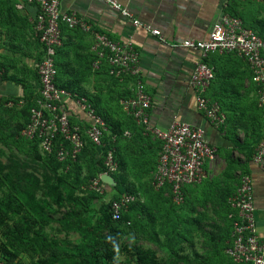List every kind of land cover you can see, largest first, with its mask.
<instances>
[{
    "label": "crops",
    "instance_id": "0c3cea01",
    "mask_svg": "<svg viewBox=\"0 0 264 264\" xmlns=\"http://www.w3.org/2000/svg\"><path fill=\"white\" fill-rule=\"evenodd\" d=\"M120 1L128 5L136 17L159 28L165 41L146 28L135 26L130 18L103 0H61V9L75 12L88 20L92 31L70 28L66 24L62 26L63 42L56 54L58 83L87 93L99 111L116 125L120 132V154L127 168L133 166L139 170H151L156 166L159 143L154 137L144 135L137 123L121 108V99L133 93L134 77L110 74L109 65L105 61L98 69L93 67V31L104 32L117 41H132L140 53L144 80L153 98L150 111L152 122L166 128L174 119H178L205 130L208 140L217 147L216 159L205 165L207 178L217 176L223 169H229L231 174L251 173L257 229L264 235V170L251 161V154L264 135V119L258 105V87L252 80L251 68L247 61L234 52H214L208 56L207 61L213 67L215 77L206 96L210 101L219 103L225 115L224 123L214 125L198 109L195 91L189 83L195 63L200 57L199 52L180 45L186 37L206 38L222 12L239 16L245 26L264 37V2ZM38 12V5L26 0H0V91L5 98L23 96L33 100L39 96L37 63L42 49L35 34ZM31 69L34 70L32 73ZM247 91L257 98V109L261 116L262 129L256 130L255 134H251V128L246 132L237 116L238 107L246 99ZM21 114L22 120H26V113ZM86 152L87 162L97 160L92 158L91 148ZM245 152L249 153L248 158ZM98 155L96 152L95 156ZM229 155H232L235 160L232 164L235 165L230 164ZM240 178L241 175L232 193Z\"/></svg>",
    "mask_w": 264,
    "mask_h": 264
},
{
    "label": "rangeland",
    "instance_id": "374dc122",
    "mask_svg": "<svg viewBox=\"0 0 264 264\" xmlns=\"http://www.w3.org/2000/svg\"><path fill=\"white\" fill-rule=\"evenodd\" d=\"M19 108L0 106V242L16 253L13 264H236L225 251L231 228L227 198L241 174L223 169L191 185L176 202L169 189L153 184L155 165L125 167L121 184L136 193L143 214L123 228L105 215L114 191L97 199L89 187L98 164L90 161L78 173L49 162L21 136L26 120ZM238 108L246 132L262 129L257 98L249 91ZM229 159L235 165L232 155ZM81 195L89 206L74 200ZM31 202L42 207L45 219L36 209L27 213Z\"/></svg>",
    "mask_w": 264,
    "mask_h": 264
},
{
    "label": "built area",
    "instance_id": "2783aa9c",
    "mask_svg": "<svg viewBox=\"0 0 264 264\" xmlns=\"http://www.w3.org/2000/svg\"><path fill=\"white\" fill-rule=\"evenodd\" d=\"M26 1L39 7L35 34L42 49L37 63L41 98L36 106L31 107L29 120L21 134L28 139H37L43 154H50L55 149L57 160L65 164L70 159H76L88 142L96 145L100 150L102 168L90 180L89 187L103 193L108 183L102 180L101 175H113L119 168L115 147L109 146L105 141L106 132L110 131L108 122L90 97L57 83L56 54L63 42L62 26L66 24L70 28L92 31V25L75 12L63 11L61 0ZM103 1L130 18L135 26H142L165 41L159 28L136 17L128 5L120 0ZM93 34V67L98 69L105 61L109 65L110 74L134 77L133 93L121 99V107L143 128L145 134L160 141L153 184L157 187L169 185L174 201H183L188 186L202 183L207 178L205 165L216 159V145L208 140L205 130L196 124L178 119H174L166 128L154 124L150 113L153 98L147 89L140 53L134 43L130 40L117 41L101 31H93ZM180 45L199 52L200 57L195 63L189 83L195 91L198 109L212 124L221 125L225 121L219 103L210 101L206 96L215 77L207 58L214 52H234L247 61L252 71V80L258 87V105L264 119L263 36L245 26L239 16L222 12L206 38L186 37ZM24 104L23 97L8 99L0 91V106ZM58 135H61L62 140L56 145ZM251 161L264 170V135L257 143ZM136 199L137 195L130 192L113 198L110 205L112 217L120 219L129 204ZM228 201L232 209L229 212L232 220V245L226 248V253L236 263L264 264V235L257 229L251 173L241 174L238 186Z\"/></svg>",
    "mask_w": 264,
    "mask_h": 264
},
{
    "label": "trees",
    "instance_id": "16d2710c",
    "mask_svg": "<svg viewBox=\"0 0 264 264\" xmlns=\"http://www.w3.org/2000/svg\"><path fill=\"white\" fill-rule=\"evenodd\" d=\"M37 76H38V74H37ZM57 83H58V81H57ZM60 85L66 87L68 89H71V90H74V91H78V92H81L82 94L87 95V93L81 91L80 89L74 88V87H72L70 85H62V84H60ZM38 95H39L38 98H35L33 100L30 99V98L27 99V98H25V97L22 96L24 98V100H25V104L22 105V106H14V107H20L18 110H22L21 112H24L27 115V119H26L25 123L20 128V134H21L22 128L25 126V124L29 120L31 107L36 106L38 104V100L41 98L40 91H39V94ZM88 97H90V96H88ZM5 107H7V106H5ZM102 115L105 117V119L108 122V125L110 127V129H109L110 131L106 132L105 141L108 143L109 146H114L115 147V156H116V159L118 160L119 168L113 174L114 179L116 181V183L114 185L107 184L106 190L103 193H99V192H96V191L92 190V194L98 199L99 197H102L107 190L112 189L114 192H113L112 197L109 200V202L107 203V206L105 208V211L107 213V214L105 213V215L109 219L110 223L117 224V225H119L120 227H123V228H130L131 226L134 225L135 221H137L138 218H140V217L142 218V214H143L142 212L143 211H142V209L141 210L140 209L138 210V208H137L138 202H137V199H136L134 202H132L131 204H129L128 208L123 212L122 217L120 219H114L112 217V212H111V209H110L111 200L113 198H118L124 192H130V193H135V192L133 190L128 189L127 186H123V184H121V179L119 177V176H121L120 175L121 169H124L125 170V167H126L125 166V162H123V159H122L121 154L119 152L120 147H119V143H118V140H119L118 135L120 134V132L118 131V129H117V127H116V125L114 123H112L111 121H109V119L103 113H102ZM140 128H141V130L143 132V128L142 127H140ZM143 134L144 135H147V136H151V135L145 134L144 132H143ZM21 136H23V135L21 134ZM58 136L59 137H58V140H57L56 145H58L60 143V141L62 140L61 135H58ZM29 140H31L34 143V145L36 146L38 152L41 153V151L39 149V145H38V140L37 139H29ZM157 141L159 143V150H160V141L159 140H157ZM90 148L93 151L92 158L93 159L94 158L97 159V160L91 161V162L93 164H94V162L98 164L96 166V168H95V171H96L95 175H93L89 179V183H90V180L94 176H96L98 174V172L102 168V160H101L100 150L93 143L88 142L87 145L82 149V151L77 155L76 159H70V160H68L67 161V164L62 163V162H60V161L57 160L56 155H55L56 154L55 153V149H54V151L52 153H50V154H43V155H46L47 156V160L49 162L55 161L59 165H63L65 167L66 171H68V172L71 171V170H77L78 173H81V171L83 170V168L90 167V164H92V163L86 161L87 160V158H86V156H87L86 153L87 152L86 151L88 149H90ZM96 152L99 153L98 156H95L96 155ZM158 153L159 152H157V156H156V166H157ZM252 154H251V157H252ZM162 188L165 189V190L166 189H169L170 196H171V198H173L172 197V193H171V187L169 185H166L165 187H162ZM231 194H232V192H231ZM231 194L227 198V206L229 207V212L232 210L231 209V206H230V203L228 201L229 200V197L231 196ZM74 200L77 201L78 204L89 206L87 204L88 201L82 195L76 197ZM85 208H87V207H85ZM34 209H36V211L34 212V214H37V216L38 217H41L42 219H45L46 218V214L43 211H41L43 209H42V207L40 205H38L36 203H32V202H31V204L27 205L26 210H27V213L29 215H31V216L33 215V210ZM2 220L6 221L5 219H2ZM230 220H231V218H230ZM17 222L19 223V221H17ZM230 222H231L230 235H229V240H228V242L226 244V248H228L229 246L232 245V236H231L232 220ZM81 230L84 232V234L86 233V231L84 229H81ZM225 251H226V249H225ZM0 253H1V258H2V260H0V264H13V261L16 258V253L13 252V251H10L9 248L7 246H5L4 244H2L1 242H0ZM236 264H242V263H236Z\"/></svg>",
    "mask_w": 264,
    "mask_h": 264
},
{
    "label": "water",
    "instance_id": "95a60500",
    "mask_svg": "<svg viewBox=\"0 0 264 264\" xmlns=\"http://www.w3.org/2000/svg\"><path fill=\"white\" fill-rule=\"evenodd\" d=\"M101 178L104 182L108 183L109 185H114L116 183L114 176L111 174L103 173Z\"/></svg>",
    "mask_w": 264,
    "mask_h": 264
}]
</instances>
